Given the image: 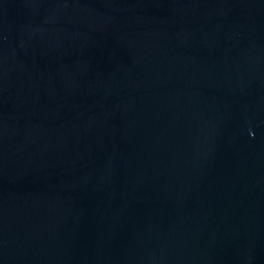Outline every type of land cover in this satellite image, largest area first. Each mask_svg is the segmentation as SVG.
Segmentation results:
<instances>
[{
    "label": "water",
    "instance_id": "water-1",
    "mask_svg": "<svg viewBox=\"0 0 264 264\" xmlns=\"http://www.w3.org/2000/svg\"><path fill=\"white\" fill-rule=\"evenodd\" d=\"M0 264H264V0H0Z\"/></svg>",
    "mask_w": 264,
    "mask_h": 264
}]
</instances>
